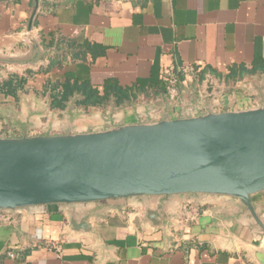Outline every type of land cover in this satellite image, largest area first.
Masks as SVG:
<instances>
[{
  "label": "crops",
  "instance_id": "1",
  "mask_svg": "<svg viewBox=\"0 0 264 264\" xmlns=\"http://www.w3.org/2000/svg\"><path fill=\"white\" fill-rule=\"evenodd\" d=\"M181 65L193 72L177 74L172 98L160 75ZM261 69L264 0H0V83L26 80L14 97L0 93V135L25 126L35 135L45 127L55 134L173 119L205 112L209 98L214 112L249 108L264 103ZM66 80L96 89L103 103L86 107L73 91L62 109L51 108V88ZM109 85L128 98L118 103ZM252 200L264 208V193ZM156 203L102 204L120 211L74 205L76 216L93 212L89 232L69 227L63 205L6 213L0 264H264V238L245 215L234 216L237 201L173 197L159 225L135 221ZM188 204L198 209L193 221L184 217Z\"/></svg>",
  "mask_w": 264,
  "mask_h": 264
},
{
  "label": "water",
  "instance_id": "2",
  "mask_svg": "<svg viewBox=\"0 0 264 264\" xmlns=\"http://www.w3.org/2000/svg\"><path fill=\"white\" fill-rule=\"evenodd\" d=\"M209 100L205 112L173 119L0 135V211L63 205L69 227L89 232L93 212L76 216L74 205L153 198L135 221L159 225L173 197H223L237 201L234 216L245 215L264 238V208L252 200L264 193V103L214 112Z\"/></svg>",
  "mask_w": 264,
  "mask_h": 264
},
{
  "label": "trees",
  "instance_id": "3",
  "mask_svg": "<svg viewBox=\"0 0 264 264\" xmlns=\"http://www.w3.org/2000/svg\"><path fill=\"white\" fill-rule=\"evenodd\" d=\"M259 68V67H258ZM264 70V69H261ZM237 70L230 71V75L233 76L234 73H236ZM26 82L25 79L19 78L17 75L10 76L6 81L0 83V93H4L5 95L15 96L16 91L18 89H21ZM51 88V108L53 109H62L64 107V102L68 99V97L72 94L73 91H81L84 100L83 104L88 106H94L98 107L100 106L105 97H100L98 95V91L96 89L90 88L87 84L82 85L78 88L76 85H71L69 80H66L62 85H60L58 82L55 83ZM61 87V89H57V86ZM113 91L117 98V102H121L124 99L128 98L127 91H124L122 89L116 88L115 86H108L106 88H109Z\"/></svg>",
  "mask_w": 264,
  "mask_h": 264
},
{
  "label": "built area",
  "instance_id": "4",
  "mask_svg": "<svg viewBox=\"0 0 264 264\" xmlns=\"http://www.w3.org/2000/svg\"><path fill=\"white\" fill-rule=\"evenodd\" d=\"M193 72L192 67L188 65H181L176 70L166 69L162 71L160 75V80L164 83L165 89L172 98H177L179 96L178 91V73L184 75H190ZM8 212L0 211V220L7 221L9 216L6 214ZM184 217L188 221H193L198 216V209L192 205L188 204L183 208Z\"/></svg>",
  "mask_w": 264,
  "mask_h": 264
}]
</instances>
